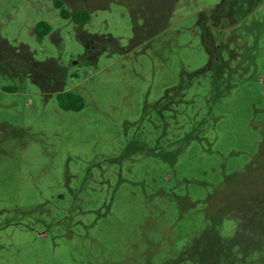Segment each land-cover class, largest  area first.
I'll list each match as a JSON object with an SVG mask.
<instances>
[{
  "label": "rangeland",
  "instance_id": "374dc122",
  "mask_svg": "<svg viewBox=\"0 0 264 264\" xmlns=\"http://www.w3.org/2000/svg\"><path fill=\"white\" fill-rule=\"evenodd\" d=\"M58 1L0 0V264H264V0Z\"/></svg>",
  "mask_w": 264,
  "mask_h": 264
},
{
  "label": "trees",
  "instance_id": "16d2710c",
  "mask_svg": "<svg viewBox=\"0 0 264 264\" xmlns=\"http://www.w3.org/2000/svg\"><path fill=\"white\" fill-rule=\"evenodd\" d=\"M57 6L61 8V15L63 17H70L72 16L73 19L77 22H83L89 19L90 14L86 10H75L70 13L64 6L62 1L57 2ZM51 30V25L45 21H40L36 25V33L39 37L44 36L45 34L49 33ZM57 99L61 108L66 110H81L85 106V101L83 96L77 94L72 91H63L57 95ZM260 179L257 180L259 183L255 189H250L247 193V198H243L246 200L245 203H249V206H246V209L242 212H246L247 215L253 217H263L264 213V174L259 175ZM242 198L239 199L237 202H241ZM234 209L233 205L225 208L221 206L218 208L217 216L225 215L226 213L232 212ZM237 213L240 217L242 214L241 211H233ZM264 218V217H263Z\"/></svg>",
  "mask_w": 264,
  "mask_h": 264
}]
</instances>
